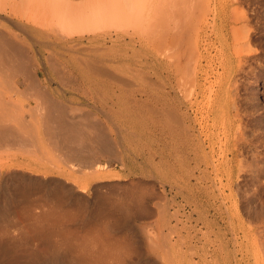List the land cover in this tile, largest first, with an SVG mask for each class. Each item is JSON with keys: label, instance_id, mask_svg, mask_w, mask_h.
I'll return each instance as SVG.
<instances>
[{"label": "bare ground", "instance_id": "obj_1", "mask_svg": "<svg viewBox=\"0 0 264 264\" xmlns=\"http://www.w3.org/2000/svg\"><path fill=\"white\" fill-rule=\"evenodd\" d=\"M233 1L234 0H232V2ZM207 7L209 12L205 13L204 10L205 8L207 9ZM238 8L241 9L242 6L239 7L237 4L236 7L235 5L233 7V3L226 5L221 0H0V264L142 263V255L139 254L141 251H136L141 248L137 247L138 244L136 239L132 237L131 234H128L130 233L128 230H130L131 233L134 230H127L126 228L125 231L126 233L128 231V233L125 235V231L123 232L126 237H123L122 234L120 236L121 231L124 230H121L123 220L130 217L133 211L143 213L141 210L142 208H138L137 205L138 203H142V200L144 201L142 197L138 199L140 192L137 191V193L139 192L138 196L135 192L137 199L134 200H139L138 202L133 200L136 196L132 198L130 190L128 191V193L131 194L130 196L126 194L127 190L126 193H124L125 195L122 196L125 198L127 195V200L131 197L130 201H134L133 204L137 203V209L141 211L134 210V207L131 206L132 204L130 205L131 202L129 204L127 202L125 203L122 196L121 198L123 201L120 198H118V200L120 199L121 201H118L116 198L113 199L108 195H105L106 197L103 195H96L97 198L94 197L95 207L91 208V206H88L89 203H85L84 198L86 193L83 194L86 188L85 184L83 187L80 186L79 190H75V188L79 186L70 188L69 186L71 184L74 185V182L71 183L72 181H68L73 177V173L87 174L83 178H80L82 181H87L90 176L97 175L103 177V157L106 156L108 151L114 150L115 152L113 154L119 156L123 164L126 163L125 154L127 150L124 142H120L119 140L118 143L113 142L114 145H109V132L107 133L108 130L102 125V120L98 115L99 112L103 113L105 111L103 104H105L104 99L107 95H105L104 92L107 88L111 87L112 91L110 93H114L116 99H118L127 91L126 86L130 84L129 80L125 78L126 74L144 76L145 71L148 73V69H139V66H137L138 68L133 67V65L138 64H142L141 66L143 68L148 67L147 65L150 63L157 64L162 70L165 69V71H168L170 68L167 73L168 76H166L169 77V81L167 80L169 83L165 80L167 85L170 84V91L168 92L165 90L168 95H165V99L163 98L164 101L158 99V93V96H156L157 98L154 97L152 92L154 87H148V89H146L144 86L145 89L143 87L141 89L145 94L141 92L139 96L134 95L133 102L137 105H142L141 107L150 104L149 108L151 115L156 118L155 123L152 122L151 124H156V128L153 132H156L157 140H163L162 138L166 134L167 140H165L166 143L164 144H167L169 150L168 155L170 157H183L187 166L185 173L188 196L186 197H189V199H187L189 203H194L193 198H197L196 205L200 202L201 206H207L205 210L203 209L205 211L204 227H206L207 230L201 231V233H203V236H201L202 245L200 247V253L198 254L201 255V264H217V261H219L222 256L225 242L227 244L229 243V241H226V234L228 232H224L223 226L225 225L222 226V221L225 219V216L223 217L224 212L227 213L226 215L229 217V224H231L230 226L233 232L240 230L245 233V236L249 235L247 233L248 230H245V224H243L240 219L238 220L239 211L237 207L239 205L237 204L238 201L234 199L241 193L239 194L240 191H236L239 195L235 196L234 187L236 185L237 188L242 186V181L246 179V177H243L245 171L251 172L252 168L255 167L251 162H248V164L251 163L253 166L249 165L251 166V170L250 168L248 170L246 169L248 167H244L245 165L243 163L244 157L246 154L248 155V153L244 152V147H251L254 140L251 138L248 139L249 134L246 136V125L244 121V123H242V116L239 114L238 110L241 105L237 104L238 108L235 105L239 99L238 96H240L237 91L238 88H235L236 90L234 89L235 93L237 91L238 99L235 98V103L233 100L235 96L231 99L232 93H230V87L239 86L235 84L231 86L234 68L230 66L226 67L225 63L223 65L224 71L221 74L219 73V76L217 75L218 77L216 76L217 79L210 84L208 83L209 85L202 89L201 84L199 85V83H197L198 85H195V83L192 82V79L197 77V81H199L202 77H198L199 75L197 74V76L193 78L192 75L193 73L196 74V69H194L195 71H190L189 66L192 65V60L195 61V64L193 63L194 65H196L197 62V64L200 65L202 60H195L197 57L195 58L193 55L186 56L183 53L184 47L178 48L179 50H183L181 51L182 53L179 52L180 54L177 50H175L174 53H170V51H174L173 48L177 46L180 47V45H185L187 43L188 45L191 44L189 46L194 45L189 42L195 43L197 41L198 47H200L203 40L212 38V35L216 33V37L223 49H230L232 47L229 42L230 38L226 37L227 35L225 34L227 33H224V30H227L228 33L231 32L237 35L236 32L238 30L239 32L243 31L242 29L240 30V28L247 25V23L242 25L247 15L245 11H242L245 8L242 10ZM238 11L240 13L245 12L246 14L244 13V16L238 17L239 13L238 15L236 14ZM235 14L237 17H235ZM200 15H205L209 20L206 21L205 25L203 24L204 26L201 25V20H199L201 17L198 19L199 22L197 23V17ZM233 17L235 18L234 20H232ZM246 17V20L250 18H248V16ZM255 18L257 17L255 16ZM211 20L215 21V23L213 22L215 25L212 24L214 26L209 33ZM218 22H220L219 24L221 27L217 25ZM234 23L236 25H234ZM252 23L253 22H251V24ZM198 24H200V26ZM245 27L243 29H245ZM248 28L251 30L253 27L250 29L249 26ZM219 30L221 33H218ZM246 30V33H249V30ZM144 33H146V35L149 34V36L152 35L151 38H160L158 39L159 43H161L160 41L162 40V43H166L163 45H167L168 48L173 47L168 51L167 47L166 49L162 46L164 47L163 51L166 49L165 51L168 52V54H175L172 56L175 59L170 58V55H168V60L174 59V61L168 62L160 59L159 56L165 52H162V47L161 49L159 48L162 44H159L157 41L156 42L159 44H156L159 46L158 50L156 48L157 51L155 49L149 50L146 48L144 50L138 48V44L142 43L140 34L143 38ZM248 33L245 35L243 34L242 37H240V35L232 36L235 38V46H241L239 49L237 47L238 50L242 48V45L246 44V46H248L247 43L250 39ZM168 35L171 36L168 37ZM163 36H166V39L164 38L165 42L163 38H161ZM229 36H231V34ZM136 37H138L139 40H137ZM149 38L150 37H148V40ZM155 38L150 40H157ZM146 42L148 44L150 43V41ZM144 44H142V46ZM156 45L154 48L157 47ZM144 46H147V44ZM248 47L251 46L249 45ZM189 48L191 49V47ZM234 48L237 52L238 50L236 47ZM247 48L246 50H248ZM251 49L252 48H250V50ZM189 50L187 51L189 52ZM199 50L198 53L200 55ZM250 50L246 52L256 55L255 52H250ZM256 50H258V48H256ZM193 51H191V53ZM158 52H161V54L159 55ZM176 52L178 54H176ZM223 52H225V50ZM243 52L244 51H242V54ZM198 53L196 51L195 54L197 55ZM213 54L215 55V53ZM245 57L247 56L245 55ZM249 58L246 59L248 60ZM238 60L241 61L240 58ZM157 65L156 67H158ZM251 65H248V70H250L249 68H251ZM129 66H131V69H129ZM187 67L189 68V72H193L190 73L192 75L188 73L191 77H189V75L184 76V72L185 74L187 73L185 70ZM253 68L252 66V69ZM214 71L216 70L214 69ZM162 72L160 71V73ZM250 75L251 74H249L248 77H250ZM238 76L240 78V75H237L236 79L233 77L235 79L233 80L234 83L239 79ZM144 77L150 78L151 80L152 76L148 77V75H146ZM253 77H255V74ZM158 78H156V80H161V78ZM246 78L247 77H244V79ZM255 78L257 79V77ZM152 80L151 81L155 83L156 80ZM243 81L246 82V80ZM152 82L151 84L153 86ZM160 82L163 83V81ZM160 82L159 84L163 85ZM55 83L58 85V88L54 86ZM157 83H155L156 87H158ZM190 83H194L193 88L195 87L196 92L195 98H181L180 92H184L187 86L189 89H193L189 86ZM238 83H240L239 80L236 84ZM107 85L109 86L107 87ZM161 85L159 86L163 88ZM241 86L239 88H241ZM245 87L243 86L242 88L245 90ZM69 88L78 92V96L80 93V95H84L83 97L88 96L89 99L93 98L94 101L92 102L90 99V103L87 105L88 107L91 105L92 109L88 107V109H86V106L84 107L83 105L82 107V105L79 104L80 102L75 100L72 101L73 99L68 98L66 93L69 92ZM233 88L234 87H232V90ZM187 91L185 92L187 93ZM247 91L249 92V89ZM161 92L160 95L162 94ZM188 92L191 93L192 91ZM18 94L27 98L28 102L24 103L20 97L16 96ZM243 96L241 98H243ZM252 100L254 99L252 98ZM251 101L249 100V102ZM255 101H258V99ZM70 102L74 105L79 104V106H74L73 104V106H70ZM124 104L125 103H123V105ZM115 105L118 106L119 102L116 101L114 103V106ZM132 107L135 106L133 105ZM251 110L247 111L251 112ZM247 111L244 113H248ZM257 117L255 115L256 119ZM253 120L254 119H252V121ZM243 124L245 125V129L242 127ZM259 125L258 128H260ZM254 127H251L253 128L252 131H254ZM121 130L122 129L119 131ZM258 132H255V134ZM116 134L119 135V132ZM259 134L260 132L255 138L258 139L257 142H259L260 145H263L261 141L263 139L261 138V140H259L262 135L258 137ZM107 140L109 141L108 143ZM218 142H221V146L224 147L217 149L216 144ZM47 147H52V149L55 150V153L58 155L57 159H51L48 156V158L45 157ZM90 148L96 150L95 153L90 154L93 158H90L86 152L87 149ZM245 150L247 151L248 149L245 148ZM152 151L153 150H151V152ZM156 151H158V149ZM252 151L250 152L252 153ZM254 151L253 153H255ZM243 154L245 155L243 157L244 159L241 158ZM255 154H258V152ZM154 155L153 157L155 158ZM258 155L260 156V154ZM263 155L264 154H262L261 158H263ZM37 156H43L46 158V161H39ZM252 156H254V154ZM252 156H250V159ZM253 158H255V156ZM250 159L247 161H250ZM262 160L264 161V159H261V161ZM161 161H159V164L162 163ZM167 165L168 164L165 166ZM211 167L212 171H210ZM172 172L175 173V171ZM56 173L60 174L59 178L57 177L58 174L54 176ZM212 173H215L219 177H212ZM175 174L177 175L178 173ZM257 174H259V172ZM61 177L71 184L69 183V186L66 185L68 182L65 184V181H62ZM258 179L257 177V180ZM81 184L83 185V182ZM247 185L250 184L248 183ZM243 187L245 186H242V188ZM237 188L235 190H237ZM258 189L260 188L258 187ZM227 190L229 191L228 194L226 193ZM76 191L82 194H77ZM254 193L256 194V192ZM87 194L86 196H88ZM252 195L254 194L252 193ZM241 196L240 198H242ZM111 198L114 201L111 200ZM87 199L89 200V198H86V200ZM252 202L253 200L250 203L251 209ZM142 204H139V206L141 207ZM128 205L133 209H130ZM263 205L261 206L262 208ZM146 207V209L149 208L148 204ZM192 208H194V206ZM146 209H144L145 212L147 211ZM149 210L146 213H148ZM194 211H192V213ZM212 211L214 212L213 214ZM151 213L150 211L149 214ZM242 216L244 218V215ZM190 218H192L191 215ZM262 218L264 219V216H262ZM192 219L190 222H192ZM129 220H125L126 222L124 221V224L126 223L125 225L131 228V225L129 226V224H127ZM252 221L250 220V222ZM129 223H131V221ZM259 225H261V222ZM247 226L250 227L248 223ZM255 226H257V223ZM125 227L126 226H124V228ZM87 228L90 229L85 233ZM132 229H135L137 233V229L134 228V226ZM263 230L259 229L262 233ZM136 233L133 232V236H135ZM156 234L158 235V233L155 232L154 236L158 239ZM213 235L215 236L214 238L212 237ZM256 235L257 233L255 236ZM260 235L262 237L263 234ZM129 236L132 237V240ZM258 236L259 235H257V237ZM127 237L130 239L129 242L128 240L125 241ZM149 240H151V238ZM240 241H238V243ZM242 241L244 240L242 239ZM150 242L151 241H149V243ZM262 243L264 242H261V244ZM152 244L151 242L150 246ZM240 244L241 243H239V245ZM156 246L158 248V245ZM156 246H151V249ZM245 246L247 247L248 244ZM261 246H259L260 250ZM191 247L190 249H192ZM248 248L252 250L250 249V245ZM253 249L255 248L253 247ZM262 249H264V247H262ZM252 251L253 253L255 252V250ZM258 251L256 250L254 253L255 256ZM192 252H194V250ZM226 252L228 253V251ZM246 253L248 254L247 251ZM257 257L255 259H258ZM263 258L264 257H262V259ZM146 261L148 262H145L146 264H156L152 263L154 261H150L151 263H149L148 260ZM237 262L240 261L238 260Z\"/></svg>", "mask_w": 264, "mask_h": 264}, {"label": "rangeland", "instance_id": "obj_2", "mask_svg": "<svg viewBox=\"0 0 264 264\" xmlns=\"http://www.w3.org/2000/svg\"><path fill=\"white\" fill-rule=\"evenodd\" d=\"M224 4H226V5H228V4H231V3H233V7H234V5H235V7H236V5L238 4L239 5V7H241L242 6V8L240 9V8H238V9H240V10H242L243 8H245L244 10H242V11H245L246 13H247V15L246 16H248V20H246L247 19V17L245 16V20H244V22L242 23V25L244 24L245 25V23H247V25H248V27L250 26V29H251V27H253L251 30H249V28L247 27V25H245V26H243V28L245 27V29H243V28H240V30L242 29L243 31H240L239 32V30L236 32V34L239 36L240 35V37H242V35L244 34H247L246 33V29H248L249 30V33H248V35H249V37H250V39H249V41H248V46L250 45L251 47H248V46H246V44L245 45H242V48H244V49H242V48H240V50H238L239 49V47H241V46H235V38L234 37H232V36H237V35H235L234 33H231V32H227V30H224L223 32L224 33H227V34H225V35H227L226 37H229L230 39H229V42L231 43V45L230 46H232L230 49L228 48L227 50L226 49H223V47H222V45H221V43H219V40L217 39V37H216V34H214V35H212V38H210V39H208L207 40V38L205 39V40H203L202 41V44H201V46L200 47H198V44H197V41L194 43V42H189V43H193L194 45H192V46H189V45H191V44H189L188 45V43L187 44H185V45H180V47L179 46H177V47H175V48H173V47H170V48H168V46L166 45H163V44H166V43H162L163 41L161 40L160 42L161 43H159V40L158 39H160V38H155V39H157V40H154V41H152L154 38H151V36L152 35H150L149 36V34L148 35H146V33H144V36H143V38H142V36H141V34H140V37H141V42L142 43H140V44H138V48H142V49H149V50H156V48H157V50H158V47L159 46H157L156 44H162V45H160V49H161V47L162 46H164L168 51H170L169 49H171V48H173V50L174 51H170V53H174L175 52V50H177V52L179 53H182L181 51H183V53L187 56V55H193L195 58L197 57V59H195V60H199V59H201L202 60V62H201V64L200 65H198L197 63H196V65H194L195 64V61L194 60H192L191 61V64L192 65H189L190 66V71H195L194 69H196V74L195 73H193V72H189L188 70H189V66L185 69L186 70V74H185V72H184V70H183V72H184V76L185 75H189L190 73H193V75L192 74H190V75H192V77L193 78H195L196 76H197V74L199 75L198 77H202L201 78V80H199V81H197V77L195 78V79H192V82H194L195 83V85H198L197 83H199V85L201 84L202 85V89H204L206 86H208L211 82H213V81H215L216 79H217V77L219 76V73L221 74L224 70H223V65L226 63V67H233L234 68V71H233V75H232V81H231V86H232V84L234 85H239L238 87H236V86H232V87H234L233 88V90H232V87H230V90L232 91H230V93H232L231 94V99L233 98V96H235L234 98H233V100H234V103L236 102V99H238L237 98V91H238V94L240 95V96H238L239 97V99L237 100V102L235 103V105H236V107H237V104H240L239 106V114H241V118H242V123H244L243 125H242V127L245 129V127H246V136H247V134H249V138L248 139H253L254 140V143L251 145V147L250 146H245L244 147V152H246V153H248V155L246 154V153H244V154H246V156L243 154L242 156H241V158L242 159H244L245 160V162H244V160H243V163H244V167H248V168H246V169H248L249 170V168L252 166L251 165V163L253 164V166H257L256 168L255 167H253L252 168V171L249 173L247 170V172L245 171V176L243 175V177H246V179L244 180V181H242V186H245V187H243L242 188V186H239L238 188H237V185L234 187L235 189L237 188V190H235L234 189V191H235V193H236V195L235 196H237V195H239L240 193V195L239 196H237V197H235L236 199H234V200H237L238 202H237V204L239 205L238 207H237V209H238V211H239V214H238V220L240 219V221L243 223V224H245V230H248L247 231V233L249 234H247L248 236H245V233L244 232H242V231H234L233 232V230H232V228H231V224H229V217L226 215L227 213H223V217L225 216V219L222 221V226L223 225H225V226H223V231L225 232L226 231V241H229V245L225 242V248L223 247V251H222V256L220 257V260L219 261H217L218 263L217 264H233L235 261V263L234 264H264L263 262H264V258L262 259V257H264V249H262V247H264V243H262L261 244V242H264L263 240V235H264V224H262V223H264V219L262 218V216H264L263 215V211H264V196H262V195H264V190H262V189H264V183H262V182H264L263 180V178H264V161L262 160L261 161V159H264V155H263V158H261L262 157V154H264V147H262V146H264V132H263V129H264V123H263V121L264 120H262V119H264V0H234L233 2H232V0H221ZM227 1V2H226ZM230 1V2H229ZM243 1V2H242ZM240 3H244L243 5L242 4H240ZM241 5V6H240ZM201 6V5H200ZM205 13L206 12H209V10H208V7H207V9L205 8ZM241 11V12H242ZM248 11V12H247ZM244 12V13H245ZM204 13V14H205ZM238 13H239V15H238ZM244 13H240L239 11L238 12H236V14L238 15V17L239 16H244L245 14ZM249 13V14H248ZM235 14V15H236ZM241 14V15H240ZM243 14V15H242ZM237 15L235 16V17H237ZM254 16V17H253ZM255 16L257 17V18H255ZM201 17V18H200ZM208 17H211V16H208ZM200 18V19H199ZM254 18V19H253ZM198 19L199 20H201V25L202 26H204L205 24H206V21H209L208 19H207V17L205 16V15H200V16H198L197 17V23L199 22L198 21ZM203 19V20H202ZM206 19V20H205ZM235 18L233 17V19L232 20H234ZM205 20V21H204ZM250 21V22H249ZM205 22V23H204ZM215 23V21H213V20H211V26L209 27V33L211 32L210 30L213 28V26L215 25L214 23ZM251 22H253L252 24H251ZM220 22H218V24L217 25H219V27H221V25L219 24ZM204 24V25H203ZM212 24H214V25H212ZM249 24H251V25H249ZM199 26H200V24H198ZM234 25H236L235 23H234ZM237 26H238V24H237ZM254 29V30H253ZM244 30H245V32H244ZM258 31V32H257ZM244 32V33H243ZM252 32V33H251ZM218 33H221V31L219 30V32ZM231 34V36H229V35ZM234 34V35H233ZM251 34H254V35H251ZM143 35V34H142ZM222 35V34H221ZM167 36V35H166ZM165 36V37H166ZM171 36V35H170ZM169 35H168V37H170ZM147 39H146V38ZM148 37H150L149 38V40H148ZM164 36L163 37H161V38H163V40H164V42H165V38ZM232 37V38H231ZM165 38V39H164ZM216 38V39H215ZM234 38V39H233ZM252 38H254V39H252ZM136 39L137 40H139L138 39V37H136ZM145 39V40H144ZM150 39H152V40H150ZM233 39V40H232ZM258 39V40H257ZM146 41H150V43L148 44ZM158 43H157V42ZM232 41V42H231ZM151 42H152V44H151ZM155 43V45L157 46V47H155L154 48V43ZM204 42H205V44H204ZM145 43V44H144ZM211 43V44H210ZM142 44H144V45H146L147 44V46H142ZM158 44V45H159ZM208 44V45H207ZM234 44V45H233ZM260 44V45H259ZM151 45H152V47H151ZM197 45V46H196ZM203 45H205V46H203ZM187 48H186V47ZM219 46V47H218ZM220 46H221V48H220ZM144 47V48H143ZM164 47H162V52H165V53H163V54H161V52H158V54L160 55L159 57H160V59H162V60H164V61H174V57H172L173 55H175V54H173V55H170V53L168 54V52H166L165 50L163 51V48ZM181 47H184V49L183 50H179ZM189 47H191V49H193V47H194V51L193 50H191ZM198 47V48H197ZM234 47H236V49H237V47H238V51L236 52V50H235V48ZM248 47V48H247ZM258 48V50H256V48ZM179 48V49H178ZM212 48V49H211ZM233 48H234V50H233ZM246 48L248 49V50H246ZM250 48H252L251 50H250ZM186 49V50H185ZM193 51L192 53H191V51ZM199 50V52H200V55H199V53H198V50ZM204 49V50H203ZM208 51H207V50ZM221 49V50H220ZM242 49V50H241ZM156 50V51H157ZM187 50H189V52L187 51ZM206 50V51H205ZM225 50V52H223V51ZM250 50V52H255V54L256 55H254V54H248L246 51H249ZM256 50V51H255ZM160 51V50H159ZM185 51H186V53H185ZM196 51H197V55L195 54L196 53ZM235 51V52H234ZM241 51V52H240ZM242 51H244L243 52V54H242ZM176 52V54H178ZM221 52V53H220ZM179 53V54H180ZM189 53H191V54H189ZM213 53H215V55L213 54ZM225 53V54H224ZM228 53V54H227ZM259 53V54H258ZM166 54V55H165ZM234 54V55H233ZM238 54V55H237ZM248 54V55H247ZM163 55V56H162ZM168 55H170L169 57L170 58H174V59H169L168 60ZM203 55H205V56H203ZM230 55V56H229ZM237 55V56H236ZM241 55H244V56H241ZM245 55L247 56V57H245ZM259 57H258V56ZM166 58H165V57ZM202 56V57H201ZM230 58H229V57ZM252 56V57H251ZM223 57V58H222ZM226 57V58H225ZM236 57H238V58H236ZM245 57V58H244ZM250 57V58H249ZM241 59V61L240 60H238V59ZM246 58H249L248 60L246 59ZM253 58V59H252ZM256 58V59H255ZM217 59V60H216ZM221 59V60H220ZM229 59V60H228ZM233 59H235V60H233ZM252 59V60H251ZM261 59V60H260ZM230 60H231V62H230ZM243 60V61H242ZM194 61V62H193ZM238 61V62H237ZM239 61H240V63H239ZM252 61H253V63H252ZM261 62V63H259V65H258V63L257 64H255L256 62ZM217 62V63H216ZM220 62V63H219ZM245 62V63H244ZM194 63V64H193ZM206 63H208V64H206ZM235 63V64H234ZM236 63H238V64H236ZM246 63H247V65H246ZM248 63H250V64H248ZM251 63H252V65H251ZM152 66H151V65ZM149 65H147L148 67H146V68H143L141 65H133V67H137V66H139L140 68L139 69H144V70H146V69H148L149 71H148V73L145 71V75L144 76H146V75H148V77L149 76H152L151 77V80L152 79H154V80H156V78H161V80H156L155 81V83H157V86L158 87H156V84L155 83H153L151 80H150V78H147V77H144L143 75H138V74H126V79H128L129 80V82H130V84H129V86H126V89H127V91L125 92V93H123L122 95H121V97L120 98H118V99H116V96H115V94L114 93H110L111 91H112V89H111V87H109V88H107L106 90H105V95H107L106 97H105V99H104V101H105V104H103V107H104V112L102 113V112H99V117L101 118V120H102V125L106 128V130H108L107 131V133L109 132V135H108V138L110 139V142L107 140V143L109 142V145H114L113 144V142H117L118 143V141L120 140V142L122 141V142H124V144H125V148H126V150H127V152H126V154H125V159H126V163H122V161L120 160L121 158L119 157V156H117V155H114L113 153L115 152L114 150L113 151H108V153L106 154V156L105 157H103V160H104V166H102V168H103V172H104V174H103V177L101 176H90V177H88V179H87V181H82L80 178H83L84 176H86L87 174H85V173H73L74 175H73V177L70 179V180H68V181H72L71 183H73L74 182V185H72L70 182H68V181H65L66 179H63L62 177V181L64 180L65 181V184L68 182V184H66V185H70L69 187L71 188V187H73L74 186V188L75 187H78V188H75V190L76 189H78L79 190V188H80V186L81 187H83L84 186V184H85V189H84V193L83 194H87L88 196H86V194H85V203L86 204H88V206L90 207L91 206V208H94L95 207V205H94V202H95V198H97V196H104V197H106L105 195H108L109 197H112L113 199L114 198H116L117 200H118V198H120L122 201H123V199L122 198H124V196H122V195H125L124 193H126V190H127V193L126 194H129L128 193V191L130 190V193L132 194H129V196L131 195V197L133 198V197H135L136 195L138 196V193L140 192V195H139V197H138V199H140V197H142L143 199H144V201L142 200V203H134L133 204V202L134 201H139V200H134V199H137V196H136V198H133V202L132 201H130L131 200V197H129L130 199L129 200H127L128 199V196L126 195V197L124 198V202L126 203H130V205L132 206V207H134V210H137V211H143V213L142 212H136V211H133V210H131V211H133V212H131V214H130V217H128L127 219L129 220L128 221V223L127 224H129V226L131 225V228H129L128 227V225H125L124 224V221L126 220L127 221V219H125V220H123V222H122V224L123 225H121V223H120V225H121V230L122 229H124V230H122L121 231V233H120V236H121V234L123 235V237H126L125 235L128 233V231L130 232V233H128L129 235L131 234V236L132 237H134L135 239H136V242H137V247H139V248H141V249H138V250H136V251H138L139 252V250L141 251L139 254L140 255H142V263L143 264H146V263H148L146 260H148L149 261V263H151L150 261H154V262H152V263H156V264H201V255H198L199 253H200V247H201V245H202V242H201V240H202V237L201 236H203V233H201V231L203 232V231H205V230H207V228L206 227H204L205 225V220H204V213H205V208H207V206H201L200 205V202L198 203V205H196V200H197V198H193V201H194V203L193 202H191V203H189V200H187V199H189V197H186V196H188V194H187V191H186V163H185V161H184V159H183V157H170L168 154H169V150H168V148H167V144H164V143H166V141L165 140H167V138H166V134L164 135V137L162 138L163 140H157V138H156V132H153L154 131V129L156 128L155 127V125L156 124H151L152 122L153 123H155V120H156V118L154 117V116H152L151 115V111H150V108H149V106H150V104L149 105H146V106H144V107H141L142 105H137V104H135L133 101V96L134 95H138L139 96V94L141 95V92H142V94L144 93L145 94V92H143L142 91V87L144 88V86L146 87V89H148V87L150 88V87H154V89H153V94H154V97H156V96H158V99H160V101H164V99H165V97L168 95V93H167V91L169 92L170 91V84H168L167 85V83H166V81L168 80L169 81V77H166V76H168L167 75V73H168V71L170 70V68L168 69V71L166 70L165 71V69H161L157 64V66L158 67H156V65L155 64H152V63H150ZM206 64V65H205ZM213 66H212V65ZM216 64V65H215ZM231 64V65H230ZM245 64V65H244ZM261 64V65H260ZM208 65V66H207ZM219 65V66H218ZM248 65H251L250 67L251 68H249L250 70H248ZM151 66V67H150ZM154 66V67H153ZM194 66V67H193ZM201 66V67H200ZM252 66L254 67L253 69H252ZM260 66V67H259ZM130 67V68H129ZM129 67H127V68H129V69H131V66H129ZM133 67H132V69H133ZM151 69H150V68ZM197 67V68H196ZM206 67V68H205ZM213 67V68H212ZM218 67V68H217ZM221 67V68H220ZM237 67V68H236ZM246 69H245V68ZM259 67V68H258ZM138 68V67H137ZM199 68V69H198ZM204 68H205V70H204ZM255 68H256V70H255ZM153 69H154V71H153ZM156 69V70H155ZM157 69H159V70H157ZM214 69L216 70V71H214ZM235 69H237V70H235ZM251 69H252V71H251ZM257 69H258V71H257ZM259 69H262V70H259ZM219 70V71H218ZM247 70V71H246ZM160 71L162 72V73H160ZM205 71V72H204ZM214 71V72H213ZM236 71H239V72H236ZM249 71V72H248ZM251 71V72H250ZM256 71V72H255ZM150 72V73H149ZM159 73V74H157V73ZM215 72H217V73H215ZM258 72V73H257ZM165 73V74H164ZM189 73V74H188ZM209 73V74H208ZM243 73V74H242ZM253 73V74H252ZM152 74V75H151ZM154 74V75H153ZM156 74V75H155ZM241 74H242V77H241ZM249 74H251L250 75V77H248L249 76ZM254 74H255V77H257V79L255 78V77H253L254 76ZM158 75V76H157ZM161 77H160V76ZM163 75V76H162ZM165 75V76H164ZM189 75V77H191ZM202 75V76H201ZM215 75V76H214ZM218 75V76H217ZM237 75H240V78H239V76H238V80H239V82L240 83H238V84H236V82L238 81V80H236L235 81V83H234V81L233 80H235L237 77ZM246 75V76H245ZM157 76V77H156ZM214 76V77H213ZM217 76V77H216ZM205 77H206V79H205ZM207 77H208V81H207ZM235 79H234V78ZM244 77H247L246 79H244ZM158 78V79H159ZM243 78V79H242ZM250 78V79H249ZM252 78V79H251ZM163 79V80H162ZM166 80V81H165ZM240 80H246V82L245 81H240ZM249 80V81H248ZM149 81H151L152 83H153V86H152V84H151V82H149ZM160 81H163V83L162 82H160ZM167 81V82H168ZM196 81V82H195ZM252 83H251V82ZM150 83V85H149V83ZM159 82L160 83H162L163 85H161V84H159ZM165 82V83H164ZM203 82V83H202ZM169 83V82H168ZM194 83L193 84H189V86H191L192 88H193V86H194ZM209 83V84H208ZM246 85V87H245V85ZM249 83V84H248ZM149 86H148V85ZM254 84V85H253ZM155 85V86H154ZM159 85H161L163 88H161ZM241 85H243L246 89V91L244 90V88H242L243 86H241ZM54 86H56L57 88H58V85L55 83L54 84ZM109 85H107V87H108ZM241 86V88H239ZM253 86V87H252ZM160 87V88H159ZM167 87V88H166ZM190 87V88H191ZM138 88H139V90H140V92H139V90H138ZM158 88V89H157ZM235 88H238L237 89V91H236V93H235V91H234V89ZM71 88H69L68 89V91L70 92H67L66 93V96L68 97V98H70V99H73L72 101H78V102H80L79 104L80 105H82V107H83V105H84V107L86 108V109H90L91 108V105L88 107L87 105L90 103V99H89V97L87 98V97H83L84 95H80V93H79V96H78V92H76L74 89H71ZM109 89V90H108ZM145 89V88H144ZM249 89V92L247 91ZM250 89H252V90H250ZM165 90H167V91H165ZM192 91L191 93L190 92H188V91ZM236 90V89H235ZM241 90V91H240ZM107 91V92H106ZM161 91H163V92H161ZM183 91V90H182ZM185 91H187V93L185 92ZM233 91H234V93H233ZM244 91H245V93H244ZM160 92L162 93L161 95H160ZM164 92H165V94H164ZM240 92V93H239ZM248 92V93H247ZM250 92H252V93H250ZM108 93V94H107ZM137 93V94H136ZM157 93H158V95H157ZM196 92H195V87L193 88V89H189L188 88V86L186 87V90L184 89V92H180V97L181 98H191V99H194L195 98V96H196V94H195ZM247 93V94H246ZM250 93V94H249ZM70 94V95H69ZM112 94V95H111ZM113 94H114V96H113ZM185 94H187V95H185ZM191 94V95H190ZM234 94V95H233ZM245 94V95H244ZM252 94V95H251ZM73 95V96H72ZM163 95V96H162ZM166 95V96H165ZM184 95V96H183ZM244 95V96H243ZM249 95H251V96H249ZM255 95V96H254ZM257 95V96H256ZM16 96H18V97H20L22 100H23V102L24 103H27L28 102V99L27 98H25V97H23L22 95H16ZM185 96H187V97H185ZM243 96V98H241ZM247 96H248V98H249V100L251 101L252 100V98L254 99V100H252L251 102H249V100H248V98H247ZM78 98V99H77ZM157 98V97H156ZM164 98V99H163ZM236 98V99H235ZM241 98V99H240ZM258 99V101H255V100H257ZM92 100V102L94 101V99L92 98L91 99ZM243 100V101H242ZM89 101V102H88ZM116 101H118L119 102V105L117 106V105H115L114 106V103L116 102ZM154 101V100H153ZM246 101V102H245ZM248 101V102H247ZM77 102V103H78ZM82 102H83V104H82ZM133 104H132V103ZM243 102H245V103H243ZM254 104H253V103ZM123 103H125L124 105H123ZM243 103V104H242ZM246 103H247V105H246ZM250 103H251V105H250ZM73 103L72 102H70L69 103V105L70 106H73L72 105ZM79 104H75L74 106H76V105H78L79 106ZM135 106V107H132V106ZM245 105V106H244ZM257 105V106H256ZM247 106V107H246ZM88 107V108H87ZM238 108V107H237ZM240 108H241V111L243 112L246 108V110L244 111V112H246L247 110H251V112L249 113L248 111V113H242L241 111H240ZM242 108H243V110H242ZM250 108V109H249ZM92 109V108H91ZM253 111V112H252ZM257 111V112H256ZM262 111V112H261ZM255 112V113H254ZM258 113H260V114H258ZM243 114V115H242ZM246 114H247V116H246ZM251 114V115H250ZM255 115H256V117H257V119L255 118ZM249 116H250V118H249ZM261 118H260V117ZM154 117V118H153ZM244 117V118H243ZM153 118V119H152ZM249 118V119H248ZM260 118V119H259ZM252 119H254L253 121H252ZM257 120V121H256ZM262 120V121H261ZM244 121V122H243ZM247 121H248V123H247ZM262 122V123H261ZM251 123V124H250ZM257 123V124H256ZM261 124V125H259V124ZM253 124V125H252ZM255 124V125H254ZM153 125V126H152ZM251 126V127H256V129H255V127H254V131H252V129L253 128H251V127H249V126ZM258 125H259V127L260 128H258ZM245 126V127H244ZM154 127V128H153ZM263 128V129H262ZM120 129H122L121 131H119ZM260 131H259V130ZM116 130V131H115ZM260 132V134L258 135V137L259 136H261L260 138H259V140H261V138L263 139V140H261L262 142H263V145H260V143L259 142H257V140L258 139H256L255 137H257V134L259 133L258 131ZM119 132V135L118 134H116V133H118ZM249 131V132H248ZM114 132V133H113ZM251 132V133H250ZM255 132H258L257 134H255ZM152 133V134H151ZM154 133V134H153ZM252 133H254V134H252ZM262 133V134H261ZM116 134V135H115ZM151 134V135H150ZM254 135V136H253ZM121 136V137H120ZM251 136V137H250ZM152 137V138H151ZM254 137V138H253ZM114 138V139H113ZM121 138V139H120ZM155 139V140H154ZM156 141V142H155ZM161 143H160V142ZM165 141V142H164ZM257 143H256V142ZM119 142V143H120ZM154 142V143H153ZM156 143V144H155ZM221 143V142H220ZM219 142L216 144V148L217 149H219L220 147L221 148H223L221 145L222 144H220ZM159 146H158V145ZM257 145V146H255V145ZM163 146V147H162ZM154 147V148H153ZM158 147V148H157ZM248 147V148H247ZM250 147V148H249ZM255 147H257V148H255ZM158 149V151H156L157 149ZM160 148V149H159ZM220 148V149H221ZM245 148L246 149H251V150H245ZM254 148V149H253ZM163 149V150H162ZM164 149H165V151H164ZM167 149V150H166ZM151 150H153L152 152H151ZM254 150H256V151H254L255 153H257L258 152V154H260V156L258 155V154H255V153H253V151ZM95 149H87V154H88V156L90 157V158H93V156H91L90 154L91 153H95ZM156 153H155V152ZM162 151V152H161ZM167 151V152H166ZM250 151H252V153L250 152ZM154 152V153H153ZM161 154H160V153ZM260 152V153H259ZM250 153V154H249ZM151 154V155H150ZM155 154V155H154ZM157 154V155H156ZM159 154V155H158ZM164 154V155H163ZM254 154V156H255V158H253L254 156H252ZM153 155L155 156V158L153 157ZM256 155H257V157H256ZM51 158V159H57L58 158V155L55 153V150H53L52 149V147H47V152H46V154H45V157L46 158ZM161 156V157H160ZM168 156V157H167ZM181 156V155H180ZM245 156V157H244ZM250 156H252L251 157V159H250ZM152 157V158H151ZM244 157V158H243ZM247 157V158H246ZM46 158H44L43 156H37V159L39 160V161H46L45 159ZM161 158V159H160ZM163 158H165V159H163ZM171 158V159H170ZM261 158V159H260ZM154 159V160H153ZM173 159V160H172ZM175 159H177V160H175ZM179 159V160H178ZM248 159H250V161H247ZM162 160V161H161ZM258 160H260V161H258ZM159 161H161L162 163H160L159 164ZM171 161V162H170ZM182 161H183V163H182ZM256 161H258V162H256ZM165 162H166V164H168L167 166H165L166 164H165ZM248 162H251V163H249L248 164ZM261 162V163H260ZM263 162V163H262ZM172 165H171V164ZM180 163V164H179ZM158 164V165H157ZM163 164V165H162ZM165 164V165H164ZM175 164H177V165H175ZM257 164V165H256ZM261 164V165H260ZM125 165V166H124ZM183 165V166H182ZM185 165V166H184ZM193 165H195V164H193ZM249 165H251V166H249ZM260 165V166H259ZM262 165H263V167H262ZM169 166V167H168ZM172 166H173V168H172ZM176 168H175V167ZM179 166V167H178ZM181 166V167H180ZM162 167V168H161ZM262 169H261V168ZM160 168V169H159ZM168 168V169H167ZM171 168V169H170ZM174 168H175V170H174ZM165 169V170H164ZM170 169V170H169ZM212 169V167L210 168V171H212L211 170ZM261 169V170H260ZM180 170V171H179ZM181 170H182V172H181ZM250 170H251V168H250ZM259 170V171H258ZM168 171H169V173H168ZM172 171H175V173H178L177 175L175 174V173H173ZM176 171H178V172H176ZM253 171H256V172H253ZM259 172V174H257L258 172ZM263 171V172H262ZM167 172V173H166ZM179 173H180V176H179ZM261 173V174H260ZM263 173V174H262ZM57 174L58 173H56V174H54V176H57ZM184 174V175H183ZM248 176H247V175ZM256 174H257V176H256ZM59 175L60 174H58V178H59ZM182 175V176H181ZM213 175V176H212ZM215 175V176H214ZM252 175V176H251ZM260 175H262V176H260ZM211 176L212 177H219V176H217L215 173H212L211 174ZM255 176H256V179H255ZM51 177V176H50ZM50 177H48V178H50ZM184 178V180H183V178ZM211 177V178H212ZM257 177L259 178L258 180H257ZM252 178V179H251ZM254 178V179H253ZM249 181H248V180ZM260 180V181H259ZM75 181H77V182H75ZM78 181H79V184H78ZM83 182V185L81 184L82 182ZM193 181H196V180H193ZM85 182V183H84ZM92 182V183H91ZM245 182V183H244ZM253 182H256V183H253ZM70 183V184H69ZM75 183H76V185H75ZM88 183V184H87ZM185 183V184H184ZM250 184V185H247V184ZM261 183H262V185H261ZM245 184V185H244ZM261 186H259V185ZM87 185V186H86ZM252 185V186H251ZM256 185H258V186H256ZM249 186V187H248ZM250 186H251V188H250ZM247 187H248V189H247ZM252 187H253V189H252ZM255 187V188H254ZM258 187L261 189H258ZM180 188V189H179ZM257 188V189H256ZM134 189V190H133ZM136 190V191H135ZM243 190V191H242ZM249 191V192H247V191ZM251 190V191H250ZM256 190H259V191H256ZM137 191H139L138 193H137ZM236 191H240L239 192V194H237L238 192H236ZM252 191H254V192H256V194L254 193V192H252ZM135 192H136V195H135ZM250 192H252L254 195H252V193H250ZM76 193L77 194H82L81 192L79 193V191L77 192L76 191ZM184 193V194H183ZM227 194L229 193V191L227 190V192H226ZM258 193H260V194H258ZM263 193V194H262ZM100 194V195H99ZM186 194V195H185ZM245 194H247V195H245ZM251 194V195H250ZM97 195V196H96ZM242 195V196H241ZM261 195V196H260ZM121 196H122V198H121ZM145 198H144V197ZM240 196L242 197V198H240ZM245 196H247V197H245ZM258 196V197H257ZM95 197V198H94ZM245 197V198H244ZM86 198H89V200L87 199L86 200ZM111 198V200H113ZM186 198V199H185ZM248 198V199H247ZM91 199V200H90ZM109 199V198H108ZM115 199V200H116ZM119 199V200H120ZM125 199H126V201H125ZM205 199V198H204ZM242 199V200H241ZM251 199V200H250ZM118 200V201H119ZM120 200V201H121ZM140 200V201H141ZM253 200V202H252V204H251V206H252V209H251V207H250V203H251V201ZM258 200V201H257ZM262 200V201H261ZM114 201V200H113ZM129 201V202H128ZM185 201H186V203H185ZM242 201V202H241ZM247 201H250V202H247ZM258 203H256V202ZM146 202V203H145ZM245 202V203H244ZM260 202V203H259ZM262 202H263V204H262ZM163 203V204H162ZM242 203H244V204H242ZM138 205V208H142L141 210L140 209H137V205ZM139 204H142L141 205V207L139 206ZM148 204V209H146L147 207H146V205ZM242 204V205H241ZM255 204V205H254ZM134 205H136V206H134ZM243 205H244V207H243ZM246 205H248V206H246ZM257 205V206H256ZM263 205V208L261 207ZM163 206H165V207H163ZM188 208H187V207ZM194 206V208H192ZM242 206V207H241ZM255 208H254V207ZM128 207L130 208V209H133L132 207H130L129 205H128ZM202 207V208H201ZM246 207H248V208H246ZM261 207V208H260ZM151 208V209H150ZM190 208V209H189ZM243 210H242V209ZM144 209H146L147 211L149 210V212L151 211L152 213L151 214H149V212L148 213H146L145 211H144ZM164 209V210H163ZM191 209H194V210H191ZM204 209V210H203ZM245 209V210H244ZM260 209H262V210H260ZM168 210V211H167ZM196 210H197V212H196ZM241 210V211H240ZM191 213H190V212ZM192 211H194L193 213H192ZM204 211V212H203ZM136 212V213H135ZM190 214H189V213ZM200 212H202V213H200ZM241 212V213H240ZM246 212V213H245ZM133 213H135V214H133ZM199 213V214H198ZM214 212L212 211V214H213ZM145 214H147V215H145ZM244 215V218H243V216L242 215ZM247 214H248V218H247ZM259 214V215H258ZM135 215V216H134ZM141 215V216H140ZM190 215L192 216V218H190ZM202 215V216H201ZM245 215H246V219H245ZM188 216H189V218H188ZM249 216H250V218H249ZM251 216H252V218H251ZM258 216H259V218H258ZM189 220H188V219ZM263 220H262V219ZM191 219H192V222H190L191 221ZM198 219V220H197ZM247 219H249V220H247ZM201 220H202V222H201ZM250 220L252 221V220H258L256 223H257V226H255L256 225V223L254 222V221H252L253 223H255V224H253L252 222H250ZM260 220V221H259ZM262 220V221H261ZM125 221V222H126ZM131 221V223H129ZM244 221H245V223H244ZM248 221V222H247ZM226 222H227V224H226ZM258 222H259V224H260V222H261V225H263V226H261V225H259L258 224ZM247 223H248V225H250V227L249 226H247ZM189 225V226H188ZM203 225V226H202ZM124 226H126L125 228H124ZM134 226V228H136L137 230V233L135 232V229H132V227ZM252 226H254V227H252ZM230 227V228H229ZM252 227V228H251ZM262 227V228H261ZM126 228H127V230L128 229H131V230H134L133 232L134 233H136L135 234V236H133V232L131 233V231L130 230H128L127 231V233H126ZM225 228H226V230H225ZM257 228V229H256ZM89 229L90 228H87V230L85 231V233H87L88 231H89ZM230 231H229V230ZM249 229H250V231H249ZM256 229V230H255ZM259 229L261 230H263V233L262 232H260L259 231ZM228 230V231H227ZM231 230H232V232H231ZM257 230H258V232H257ZM125 231V235H124V232ZM191 231V232H190ZM199 231V232H198ZM255 231H256V233H257V235H259L258 237H257V235L255 236ZM155 232L156 233H158V235H157V237H158V239L156 238V236H154V234H155ZM237 232H238V234H237ZM246 232V231H245ZM260 232V233H259ZM243 233H244V235H243ZM252 233V234H251ZM254 233V234H253ZM89 234V233H88ZM151 234H153V235H151ZM200 234V235H199ZM260 234H263L262 235V237H261V235ZM193 235V236H192ZM233 235V236H232ZM240 235V236H239ZM128 236V235H127ZM131 236H129V237H131ZM137 236V237H136ZM152 236V237H151ZM198 236V237H197ZM122 237V238H123ZM129 237H127V239L125 238V241L126 240H128V242L130 241V239H128ZM132 237H131V240H132ZM213 238L215 237L214 235L212 236ZM238 237V238H237ZM241 237V238H240ZM243 237V238H242ZM248 237V238H247ZM249 237H250V239H249ZM253 237V238H252ZM255 237V238H254ZM151 238V240H149ZM156 238V239H155ZM232 238V239H231ZM245 238V239H244ZM248 240H247V239ZM252 238V239H251ZM153 239V240H152ZM242 239L244 240V241H242ZM254 239V240H253ZM234 240V241H233ZM237 242H236V241ZM241 240V241H240ZM149 241H151L153 244L151 245L152 247L153 246H156V245H158V248H157V246L155 247V248H153V249H151L152 247L150 246V243H149ZM190 241V242H189ZM200 241V242H199ZM232 241V242H231ZM238 241H240L239 243H241L240 245H239V243H238ZM260 243H259V242ZM195 242V243H194ZM245 242V243H244ZM256 242H258V243H256ZM139 243H140V245H139ZM149 243V244H148ZM233 243V244H232ZM242 243H243V245H242ZM248 244V246L250 245V249H252V250H255V252H256V250L258 251V253L256 254V256H255V252L253 253V251L252 250H249V248H248V246L246 247L245 245H247ZM250 243V244H249ZM234 244H235V246H234ZM253 244H254V246H253ZM259 244H261V245H263V246H261V245H259ZM227 245V246H226ZM238 245V246H237ZM192 248V249H190V247ZM259 246H261V250H260V247ZM246 247V248H245ZM252 247V248H251ZM253 247L255 248V249H253ZM258 247V248H257ZM199 250V252H198V250ZM227 248V249H226ZM230 249V251H229V249ZM240 248H242V249H240ZM143 249V250H142ZM239 250V251H237V250ZM194 250V252H192V251ZM197 250V251H196ZM235 252H234V251ZM243 252H242V251ZM226 251H228V253L226 252ZM242 253H241V252ZM245 251V252H244ZM246 251L248 252V254L246 253ZM263 253H262V252ZM238 252V253H237ZM240 252V253H239ZM251 252V253H250ZM136 253V252H135ZM250 253V254H249ZM136 254H138V253H136ZM138 254V255H139ZM232 254V255H231ZM233 254H234V256H233ZM235 254H236V256H235ZM262 254V255H261ZM139 255V256H140ZM231 255V256H230ZM242 255V256H241ZM245 255H247V256H245ZM254 255V256H253ZM260 255V256H259ZM258 256V257H257ZM250 257V258H249ZM252 257H254V258H252ZM258 258V259H255V258ZM260 257V258H259ZM200 258V259H199ZM223 258V259H222ZM225 258V259H224ZM231 258V259H230ZM240 261V262H237L238 260ZM242 258V259H241ZM244 258V259H243ZM247 258V259H246ZM145 259V260H144ZM150 259V260H149ZM211 259V258H210ZM250 259V260H249ZM263 261H262V260ZM143 260H144V262H143ZM212 260V259H211ZM257 260V261H256ZM146 262V263H145ZM260 262V263H259ZM141 263V264H142ZM216 263V262H215ZM211 264H213V263H211Z\"/></svg>", "mask_w": 264, "mask_h": 264}]
</instances>
